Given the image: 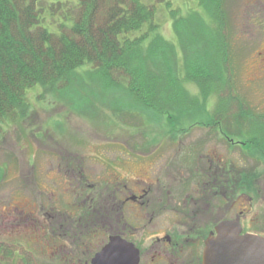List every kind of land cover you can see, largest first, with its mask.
Wrapping results in <instances>:
<instances>
[{"label": "rangeland", "instance_id": "1", "mask_svg": "<svg viewBox=\"0 0 264 264\" xmlns=\"http://www.w3.org/2000/svg\"><path fill=\"white\" fill-rule=\"evenodd\" d=\"M143 1L157 7L160 32L177 47L171 11L178 10L182 15L194 9L201 11L198 0ZM224 10L233 51L236 93L254 112L264 114V0H225ZM178 52L180 54V48ZM186 86L199 95L195 86ZM41 93L43 101L37 98ZM29 98L32 105L29 118L6 126L0 136V242L17 244L42 264H86L107 242V231L103 220L98 225L90 223L81 227L76 224V217H69L70 213L78 217L81 212L77 195L70 186L74 170L86 171L93 185L91 190L86 189L87 201L79 202L93 206L83 217L87 220L94 215L102 217L106 210V185L116 183L119 176L130 180L154 161L175 167L182 163L180 160L187 156L189 148L201 147L199 151L206 154L213 152L215 146L224 161L236 162L239 182L247 167L260 178L250 191L239 183L223 184L221 211L213 220L217 222L224 216L235 218L242 211L245 213L244 231L264 236V159L259 160L251 150L231 151L229 142L212 133L213 123L210 126L199 124H208L206 121L214 117V99L197 101L205 105L204 109L182 110L181 118L178 117L180 122L175 124V109L166 110L162 115L142 108L150 113L139 109L122 112L118 110L119 101H99L98 98L86 103L75 101L72 107L69 101H57L39 86L29 90ZM92 105L98 109L93 110ZM224 128L237 135L239 126L231 120L224 123ZM146 154L151 156L140 158ZM232 155L235 157L231 158ZM126 159L137 160L124 163ZM227 197H232L231 201L240 199L231 207ZM34 204L36 224L25 220L27 214L21 212L24 208L32 210ZM43 214H47L44 219ZM39 219L43 229L34 227L40 225ZM164 224L159 222L154 226L155 231L145 238L162 233ZM53 250L57 256L53 255Z\"/></svg>", "mask_w": 264, "mask_h": 264}, {"label": "trees", "instance_id": "2", "mask_svg": "<svg viewBox=\"0 0 264 264\" xmlns=\"http://www.w3.org/2000/svg\"><path fill=\"white\" fill-rule=\"evenodd\" d=\"M224 3L198 0L201 11L185 15L172 10L177 47L160 32L157 7L143 0H0V136L6 126L29 118L35 86L72 107L98 98L119 101L122 112L175 109V124L182 110L204 109L197 101L214 99V117L199 124L220 125L244 143V152L263 160L264 114L236 93ZM43 95L37 98L43 101ZM231 120L237 135L224 128ZM242 178L239 185L250 191L260 176L245 172ZM17 251L0 243V261H13ZM30 257L22 264H31Z\"/></svg>", "mask_w": 264, "mask_h": 264}, {"label": "flooded vegetation", "instance_id": "3", "mask_svg": "<svg viewBox=\"0 0 264 264\" xmlns=\"http://www.w3.org/2000/svg\"><path fill=\"white\" fill-rule=\"evenodd\" d=\"M213 130L212 133L216 134L218 139L230 143L233 152L244 145L243 142L239 140L236 142L234 138L225 134L220 125ZM200 148L186 150L187 156H183L180 160L182 163L175 167L170 163L163 165L161 161H154L152 165L144 166L141 173L130 180L119 176L115 180L116 183L109 182L106 185L104 214L102 217L94 215L87 220L83 217L90 210L92 211L93 206L79 202L87 201L89 194L86 193V189L91 190L93 185L90 180L88 181L85 170L83 173L74 170L71 173L70 186L77 195L79 200L77 205L81 212L78 217L71 216V213L69 217H76V224L81 227L88 226L90 223L92 226L98 225V222L103 220V227L107 231V242L100 250L108 244L111 236H121L134 243L139 249L140 264H202L206 240L210 234L215 233L217 225L222 221L240 216L243 233L246 232L242 223L245 213L242 211L238 212L235 218L224 216L217 222L213 220L214 215L221 211L223 184L234 186L239 183L237 174L240 175V173L236 170V162L232 159L229 162L224 161L218 149L215 150L217 146L214 147L213 152L206 154L200 152ZM150 154L140 155V158H149ZM233 157L235 155L231 156ZM201 159L204 162H199ZM135 160L137 159H126L124 163ZM139 162H142V159H139ZM244 172L252 174L249 167L243 170L242 174ZM226 189L229 193L230 189L228 187ZM231 198L227 197V200L231 207H235L240 198L237 197L235 201H231ZM248 199L252 201L251 198ZM21 212L27 214L25 220L28 222L38 223L35 204L32 210L28 211L24 208ZM45 217L47 214H43V219ZM39 222L40 225H34V227L43 229V222L40 219ZM159 222L165 223L162 227L163 232L155 233L146 239L145 236L154 232L157 228L154 226ZM62 227L61 225L60 228ZM0 243L18 248L19 251L16 254L20 255L15 254L14 258L18 264H22L23 257L27 255L32 257L31 253L21 250L17 244ZM53 255L57 256L54 250ZM31 257L29 263L35 264L33 261L35 259L37 263L42 264L36 257L32 258L33 260ZM93 258L86 264L91 263ZM1 262L8 261L2 259Z\"/></svg>", "mask_w": 264, "mask_h": 264}, {"label": "water", "instance_id": "4", "mask_svg": "<svg viewBox=\"0 0 264 264\" xmlns=\"http://www.w3.org/2000/svg\"><path fill=\"white\" fill-rule=\"evenodd\" d=\"M89 264H140V251L121 236H111ZM202 264H264V236L243 233L240 216L222 221L206 240Z\"/></svg>", "mask_w": 264, "mask_h": 264}]
</instances>
